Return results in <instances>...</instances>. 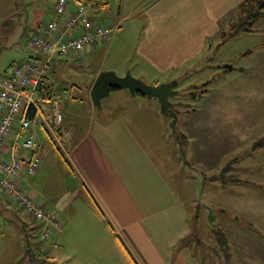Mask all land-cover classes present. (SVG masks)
Instances as JSON below:
<instances>
[{
  "label": "rangeland",
  "instance_id": "374dc122",
  "mask_svg": "<svg viewBox=\"0 0 264 264\" xmlns=\"http://www.w3.org/2000/svg\"><path fill=\"white\" fill-rule=\"evenodd\" d=\"M9 1L12 0H0L3 6L0 17L5 18L0 20V76L9 73L14 65L35 58L37 51L29 40L36 27L48 24L54 16L55 0H17L19 6L16 12L15 8L10 11ZM80 1L89 9L91 20L103 25L123 21L107 42L86 46L82 52L60 58L48 70L50 84L62 101L69 124L78 130L77 121L87 123L94 114L99 118L106 117L107 105L130 109L142 99L126 94L119 96L121 92H113L102 100L101 108L96 107L88 88L93 86L94 78L104 71L113 70L121 75L127 70L148 85H152L150 79L153 77L160 84L176 82L177 94L170 97L173 115L162 113V127L159 129L151 123L148 128L163 134L161 146L164 151H167L164 139H171L176 145L174 138L177 136L174 134L179 136L183 133L189 137L190 143L183 144V155L180 157L185 156L190 161L184 164L177 154L175 164L178 183L184 178L188 185H192L189 191L197 199L200 216H195L192 221V240L188 238L185 242H192L196 248L199 247L198 251L209 250L221 260L219 264H228L218 239L221 216L216 203H208V200L224 199L217 198L220 182L232 184L235 179H242L244 183L227 185V192L239 194V199L264 198V190L260 192L259 188L250 185L252 182L264 186V18L258 20L253 31L229 38L224 35L238 21L240 6L231 3V9L227 10L231 0H197L198 6L205 4V19L196 22L200 23L199 26L191 27L188 24L192 21L187 18L185 9L192 6V0H108V6L102 13L96 11L95 0ZM169 5L174 6L176 11H169ZM154 7L161 10L160 19L169 27L150 30L154 38L149 45H156L158 51L161 48L169 50L171 57L177 60L169 71L157 69L145 57V53L150 51L145 46L150 35L144 24ZM21 33L24 34L22 43H17ZM141 71L145 76L140 75ZM129 113L123 111L122 115L128 118ZM32 132L37 145L44 148L45 162L37 173L38 178L33 180L29 194L39 204H49L46 208L51 211L56 205L50 200L53 199L66 222L68 217L73 219L76 215L74 223H82V219L85 220L83 223H88L87 212L83 209L85 199L72 170L73 158L67 156V152L42 124L35 125ZM157 148L163 153L160 144ZM172 148L175 149V146ZM228 165H232L229 172L222 174ZM247 190L257 196L246 195ZM206 207L210 211H206ZM21 212V209H13L11 220L14 224L0 214V264H30L26 256L27 241L21 231L24 227L27 235H31L28 237L29 245L38 258L67 264L65 253H70L71 261L84 264L80 253L74 251L76 243L83 242V234L77 235L74 225L69 228V233L64 226L68 239L70 236L69 249L59 247L60 259L55 257L58 254L55 242H49L44 247V250L48 247L50 254L37 251L42 246L40 227ZM228 214L230 217L227 215V218L232 219L233 212ZM20 233L22 240H17ZM231 260L233 264H243L236 259Z\"/></svg>",
  "mask_w": 264,
  "mask_h": 264
},
{
  "label": "crops",
  "instance_id": "0c3cea01",
  "mask_svg": "<svg viewBox=\"0 0 264 264\" xmlns=\"http://www.w3.org/2000/svg\"><path fill=\"white\" fill-rule=\"evenodd\" d=\"M236 1L231 0L227 4L230 6L227 10L231 9L232 5H241L245 0H242L240 4ZM9 4L10 11L15 8L16 12L19 6L17 1H9ZM191 5L188 10L185 9L187 18L192 21L188 26H199L200 23L196 22L205 19V4L198 6L197 0H192ZM1 7L3 6L0 4V13L2 12ZM105 9L99 12L96 9V11L102 13ZM167 9L176 11L174 6L170 5ZM160 11L158 7H154L149 13L148 22L144 24L150 35L145 45L150 51L145 53V57L153 62L157 69L169 71L177 64V60L171 57L169 50L163 51L161 48L160 52L156 45H149L154 38L150 30L169 27L160 19ZM2 18L0 17V20H5ZM122 21L123 19L118 22L120 24L115 25L121 26ZM46 25L36 27L29 40L31 45L34 36L40 33ZM23 35L21 33L20 39L16 40L17 43H22ZM35 54L37 56L35 55V58H30V60L40 57L37 53ZM58 60L60 58H54L48 70ZM126 71L120 76L126 75ZM140 73L145 76L144 71ZM150 81L152 85L161 83L156 77ZM91 88H88V91ZM113 92H121L119 96L126 94L142 99L136 101L132 109H127L125 106L119 107V105H107L108 115L106 117L99 118L94 114L87 123L77 121L80 126L78 130L69 124L63 109L64 127L69 132L64 151L67 152L68 157L73 158L72 170L78 178L80 193L85 199L83 209L87 212L88 223H83L85 221L83 219L82 223L79 221L74 223L76 215L73 219L68 217L66 222L60 210H57L60 209L58 203L49 199L56 204L52 211L60 216L67 231L74 225L73 228L77 235L83 234L81 235L83 242L76 243L74 251L80 253L84 264H219L221 260L209 250L198 251L199 247L196 248L192 242H189L192 240V221L195 216H200V210L196 206L197 199H194L189 191L192 185H188L184 178L178 183V169L175 164L177 154L184 164L190 161V158L180 157L183 155V144L189 145L190 143L189 137L183 133L179 136L174 134L177 136L174 138L176 145L171 139H164V146L167 149L164 151L161 146L163 134L156 133L154 128L153 130L148 128L151 123L159 129L163 125L164 119L158 99H148L141 95L133 96L128 90L116 89L112 90L111 94ZM123 111L130 112L128 118L122 115ZM143 124L147 125L141 126ZM179 138L183 140L180 141ZM156 144H160L163 153L158 150ZM173 146L175 149L172 148ZM36 147L43 154L42 149L44 148L39 147L37 142ZM177 150L180 152L178 153ZM38 174L33 178L22 175V182L28 190L33 180L38 178ZM190 181L192 182V179ZM239 181L241 182L233 181L232 184L225 185L220 182V192L217 193V198L224 199L207 200L208 203L210 201L216 203L219 210L221 229L228 238L229 253L233 256V261L236 259L243 264H264V198L239 199V194L226 191L229 184L232 186L244 183L242 179ZM250 185L259 188L260 192L264 190L263 185L252 182ZM246 195L251 197L256 194L247 190ZM39 205L45 209L49 206V204ZM13 209L21 208L0 192V214L12 223ZM206 211H210L208 207ZM231 212H233L232 219L227 218V215L230 217L228 213ZM21 213L29 217L23 211ZM210 218L208 215V219ZM35 226L41 229L40 224L36 223ZM21 231L23 235L20 233L17 240L20 238L22 240V237H31L30 233L27 235L25 232V227ZM68 233L64 232V227L62 231L54 228L51 230L50 242H55L58 247L56 258H62L59 247L69 249L70 236L68 239ZM32 236L34 238V234ZM188 238H190L189 241L185 242ZM178 245L180 247L177 249ZM46 252L51 253L48 247ZM70 255V253H65L67 262L75 264V261L70 260Z\"/></svg>",
  "mask_w": 264,
  "mask_h": 264
},
{
  "label": "built area",
  "instance_id": "2783aa9c",
  "mask_svg": "<svg viewBox=\"0 0 264 264\" xmlns=\"http://www.w3.org/2000/svg\"><path fill=\"white\" fill-rule=\"evenodd\" d=\"M88 14L80 0H56L53 19L32 39L40 57L0 76V192L41 225L42 246L50 241L52 228L62 231L64 224L56 212L41 207L22 182L23 174L33 178L43 165L32 128L42 124L63 150L69 132L59 96L44 99L38 89L54 58L105 43L119 29L91 20Z\"/></svg>",
  "mask_w": 264,
  "mask_h": 264
},
{
  "label": "trees",
  "instance_id": "16d2710c",
  "mask_svg": "<svg viewBox=\"0 0 264 264\" xmlns=\"http://www.w3.org/2000/svg\"><path fill=\"white\" fill-rule=\"evenodd\" d=\"M95 2H96L95 7L98 11L105 9L108 6L107 0H95ZM262 17H264V0H245L239 6L238 21L235 24L231 25L229 33L227 35H224V36L231 38V37H234L240 33L251 32V31H253V28H254L255 24L257 23V21L259 19H261ZM113 90H116V89H113ZM38 95L44 99H50L56 95L55 89H53L52 84H50V77H48V76L44 77V79L42 80V83L38 89ZM170 107L172 108L171 105H170ZM262 144H264V140L262 141ZM231 167H232V165H230V166L228 165L227 168H224V170L222 171V174L228 173L230 170L229 168H231ZM222 176H224V175H222ZM233 181L241 182L239 180H233ZM218 239H219V242L221 245V251L225 253L226 262L228 264H233V263H231L232 256L229 253L228 238L225 235L224 231L220 228L218 229ZM26 241H27L26 256L28 257L30 264H57V263L50 262V261L45 260V259L38 258L34 249L32 250L31 246L29 245L28 236L26 238ZM48 243H47V245H48ZM44 247L45 246L38 247L37 251H39L41 253L44 251V253H47L46 252L47 249L44 250ZM179 247H180V245L177 246V249Z\"/></svg>",
  "mask_w": 264,
  "mask_h": 264
},
{
  "label": "water",
  "instance_id": "95a60500",
  "mask_svg": "<svg viewBox=\"0 0 264 264\" xmlns=\"http://www.w3.org/2000/svg\"><path fill=\"white\" fill-rule=\"evenodd\" d=\"M176 82L159 85H148L141 79L132 76L130 72L120 76L115 71H104L98 75L92 88L91 99L98 108L102 107V100L111 94L113 89L128 90L133 96L142 95L148 99H158L163 114L173 115L170 108V97L177 94Z\"/></svg>",
  "mask_w": 264,
  "mask_h": 264
}]
</instances>
